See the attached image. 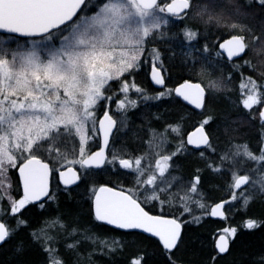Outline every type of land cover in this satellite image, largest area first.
<instances>
[{"label": "snow or ice", "instance_id": "1", "mask_svg": "<svg viewBox=\"0 0 264 264\" xmlns=\"http://www.w3.org/2000/svg\"><path fill=\"white\" fill-rule=\"evenodd\" d=\"M262 14L264 0H0V248L22 229H28L30 239L18 242L16 255L23 256L36 245L44 254L42 264H85V260L93 264L91 257L97 248L104 253L124 247L118 239L101 237L81 226L70 211L45 218L37 228L29 227L23 211L32 204L44 209L48 201L57 200L50 190V177L57 173L70 199L71 187L93 175L92 170L114 166L134 173L132 188L100 185L88 189L92 217L114 229L140 230L156 238L168 264H177L175 253L183 244L182 228L187 221L152 214L146 205L159 206L163 212L165 206L171 208L174 200H179L181 216L192 214L191 205H195L213 217L227 219L225 205L238 202L236 210L246 212L257 194L264 195V80L257 81L240 69L247 66L255 71L252 61L243 59L249 53L264 64L260 59L264 57ZM249 19L257 20L259 32L246 23ZM173 20L183 25L178 34L169 30ZM189 20L225 28L230 35L212 54L213 47L207 42L197 47L201 32L189 25ZM171 39L183 40L188 49L183 52L184 63L199 61L202 71L226 55L240 73V104L249 121H258V152L247 143L232 144L219 154L220 163L216 164L204 150L199 151L209 170L227 171L230 176L229 199L215 204L210 212L198 187L202 169H196L182 196L173 195L181 178L172 171L176 169L174 158L184 154L189 145L217 152L206 130L216 119L214 115L203 116L186 139L179 121L168 124L162 132L148 129L149 139L144 144L152 152L132 156L114 147L116 133L128 127L129 110L141 101L174 94L204 112L210 109L207 98L224 90L219 79L185 80L175 89L167 88L162 52L156 44ZM193 52H202L205 58ZM236 58L242 63L235 62ZM142 64L150 65L151 80L164 88L154 97L131 76ZM208 75L212 76L210 70ZM227 79L231 81V73ZM130 91L139 98H131ZM98 105L103 107L102 118L96 114ZM224 131L228 132L227 125ZM169 132L178 140L174 150L164 151L162 146L171 143ZM98 133H102V140ZM92 143L98 150H92ZM246 163L252 166L246 167ZM11 169L18 171L22 184L18 199L10 191ZM5 200L7 209L3 207ZM199 220L193 215L191 222ZM262 226L264 220L249 217L237 227L221 229L213 262L230 251L240 229ZM85 243L93 245L87 257L80 250ZM61 245L72 257L70 262L60 252ZM129 264H146L145 255H136ZM254 264H264V254L254 258Z\"/></svg>", "mask_w": 264, "mask_h": 264}, {"label": "trees", "instance_id": "2", "mask_svg": "<svg viewBox=\"0 0 264 264\" xmlns=\"http://www.w3.org/2000/svg\"><path fill=\"white\" fill-rule=\"evenodd\" d=\"M246 23L252 26L256 32L260 31L257 20L249 19ZM189 25L201 32V36L196 42L197 47L207 42L213 47L212 54L218 50L217 43L222 38L230 35L225 28H217L214 25L206 26L198 21ZM181 27H183L182 24L170 25L169 30L178 34ZM156 46L162 52L164 68L166 69L164 73L165 86L167 88L173 89L175 85L184 80L207 82L209 79H219L223 81L224 90L220 93H213L207 98L210 109L204 112L192 109L174 95L160 100L141 101L136 109L129 110L128 127L116 133L114 147L124 149L125 152L122 154L138 156L148 150V146L144 144V141L149 139L148 129L154 128L157 132H162L168 124H175L179 121L182 136L185 139L186 134L198 125L203 116L214 115L216 119L206 126V130L210 133V140H212L217 152L213 153L203 148L194 149L187 146V151L184 154L174 158L176 169L172 171V175L181 178L178 186L172 191L175 195L177 193L181 195L187 189L194 175L197 174L196 169H202L200 173L201 184L198 187L204 194L203 201L207 204V211H209L213 203L229 199L230 189L227 188V184L230 182V176L227 171L214 173L209 170L205 161L199 157V151L204 150L206 157L216 164L220 163L219 154L229 150L232 144L247 143L254 152H258L260 147L259 133L256 131L258 121L248 120V112L240 104V90L238 87L241 79L240 73L236 71L233 63H230L224 55L215 59L214 67L209 69L212 72L210 77L208 75L209 70H201L199 61L195 64L191 62L184 63L183 52L188 49L183 40L171 39L166 43L158 42ZM193 55L201 57L202 60L205 58L202 52H193ZM243 59H250L255 66V71L244 66L240 69V72L255 77L257 81L264 80V64L257 62V56L249 53ZM260 59H264V57ZM235 62L242 63V60L239 58ZM148 70V64H142L140 69L132 73L131 76L134 77L138 86L144 88L148 95L154 97L164 88L156 89L151 85L148 79ZM229 73L232 74L231 81L227 79ZM225 116H227V120L224 119ZM156 117H159V119H156ZM225 125L228 127L227 133L224 131ZM167 138L171 143L163 145L164 151L174 150L178 138L171 132L167 134ZM96 148V145L92 143V150ZM245 166L251 167L252 165L246 163ZM224 167L228 168L229 166L225 164ZM77 168L79 169V166ZM92 171L94 174L80 182L79 186L74 185L71 187V199L65 193L64 186L58 181L57 174H54L51 177V190L55 192L57 200L55 202L48 201L44 209L38 208L35 204L28 205L23 211V216L29 221V227L37 228L45 218L55 217L58 213L70 211L72 215L79 218L81 226L86 225L97 235L109 239L115 238L124 244L123 248H118L115 252L101 253L97 248V252L91 257L93 264H129L130 259L141 253L145 255L146 264H168L156 238L136 231L116 230L103 223L96 222L92 217L88 189L103 184L115 188H132L135 186V174L114 166ZM9 176L12 183L10 191L18 199L22 194L15 169L10 170ZM177 202L178 200H174L175 204L172 209L165 206L163 212L150 204L145 206L154 214L177 216L180 220L187 221L182 229L183 244L175 253L177 264H254V258L264 254V226H262L255 230L240 229L235 240L230 244V251L219 256L215 262L212 260V257L216 255L214 240L219 230L224 227H237L249 217L264 220V195L257 194L256 199L246 212L236 210L239 208L238 202L233 205H225L224 211L227 219L222 220L209 218L205 210H201L195 205H191L193 208L192 214L185 213L181 216ZM3 207L8 208L7 200L3 202ZM230 208L232 211H229ZM193 215L199 216L200 220L195 223L191 222ZM11 220L14 221V218H11ZM29 239L28 229H22L14 239L0 248V264H42L44 254L36 245H32L23 256L16 255L14 249L18 242L23 240L27 243ZM92 247L93 245L85 243L80 250L87 257V253L91 252ZM60 252L69 262L72 260V257L64 252L62 245ZM85 264H87L86 260Z\"/></svg>", "mask_w": 264, "mask_h": 264}, {"label": "water", "instance_id": "3", "mask_svg": "<svg viewBox=\"0 0 264 264\" xmlns=\"http://www.w3.org/2000/svg\"><path fill=\"white\" fill-rule=\"evenodd\" d=\"M228 38V37H227ZM227 38H225V39H227ZM223 41V40H222ZM221 41V42H222ZM225 57H226V55H224ZM227 59V58H226ZM236 59H239V58H236ZM235 59V60H236ZM148 79H149V82L151 83V85L154 87V88H156V89H161V88H163L162 86H160V85H156L152 80H151V78H150V68H149V71H148ZM185 81V80H184ZM184 81H182V82H180V83H178L177 85H175L174 86V88L173 89H175L176 87H178L181 83H183ZM190 81H192V80H190ZM192 82H197V81H192ZM203 86V85H202ZM174 95V94H173ZM175 96V95H174ZM176 97V96H175ZM178 99H180L183 103H185L186 105H188L189 107H191L192 109H194V110H196V111H200L199 109H195L194 108V106L193 105H190V104H188L186 101H184L182 98H180V97H177ZM103 114V113H102ZM102 114L100 115V117L99 118H102ZM197 126V125H196ZM195 126V127H196ZM195 127L192 129V130H190L188 133H190L191 131H193L194 129H195ZM187 133V134H188ZM187 134H186V136H185V139H186V137H187ZM98 135V138L99 139H101L102 140V133H98L97 134ZM189 147H192L191 145H189ZM193 148V147H192ZM195 149V148H194ZM95 150H98L97 148L96 149H94L93 151H95ZM77 168V167H76ZM78 169V168H77ZM15 174H16V177H17V180H18V184H19V188H20V191H21V194H22V184H21V181H20V178H19V173H18V171L15 169ZM52 177V176H51ZM51 177H50V190H51ZM57 178H58V181L60 182V179H59V175H58V173H57ZM61 184V183H60ZM63 185V184H62ZM103 185H105V184H103ZM64 186V185H63ZM107 186H109V185H107ZM110 187H112V186H110ZM115 188V187H114ZM222 201H224V200H220V201H218V202H216V203H213L211 206H210V209H211V207H213V206H215V204H217V203H220V202H222ZM210 209H209V212H210ZM152 214H154V213H152ZM155 215H160V214H155ZM165 216H167V215H165ZM208 216H209V218H211V219H214V220H222L219 216H216V217H213V216H211V215H209L208 214ZM168 217H173V216H168ZM111 227V226H110ZM183 229V228H182ZM116 230H118V229H116ZM121 231H124V230H121ZM130 231H136V232H140V233H142V234H144V235H147V236H149V237H151L149 234H146V233H143L142 231H140V230H130ZM220 234V233H219ZM219 234H217V236L215 237V240H214V244H215V241H216V239L218 238V236H219ZM152 238H154V237H152ZM215 248V247H214Z\"/></svg>", "mask_w": 264, "mask_h": 264}, {"label": "rangeland", "instance_id": "4", "mask_svg": "<svg viewBox=\"0 0 264 264\" xmlns=\"http://www.w3.org/2000/svg\"><path fill=\"white\" fill-rule=\"evenodd\" d=\"M241 3H242V2H241ZM194 22H197V21H192V20L187 21L188 24H191V23H194ZM175 24H180V22L173 20L171 25H175ZM148 67H150V65H148ZM239 94H240V91H239ZM129 96H130L131 98H133V99H138V98H139V94H136V93H134V92H132V91H130ZM121 98H122V95H121ZM240 99H241V96H240ZM112 108H113V109L115 108V102H114V101L112 102ZM246 111H247V110H246ZM102 113H103V107L100 106V105H98L97 110H96L97 117L99 118L100 115H101ZM116 115L118 116L119 113H116ZM118 127H119V124H118ZM116 149H117V147H116ZM162 149L164 150V146H162ZM147 151H148V152H152L153 150L148 148ZM69 158H71V157H69ZM150 159H154V157H150ZM61 163H62V162H61ZM77 166H78V165H77ZM77 166H75V167H77ZM56 167L59 168V167H60V164H56ZM183 194H184V193H183ZM183 194H181V196H182ZM173 195H175V193H173ZM174 204H175V203H174ZM180 204H181V201L178 200V202H177V206L180 207ZM173 206H174V205H173ZM157 208L160 210V207H159V206H157ZM167 208H169V207L167 206ZM172 208H173V207H171V208H169V209H172ZM209 209H210V208H209ZM208 212H209V211H208ZM219 233H220V230H219ZM219 233H218V234H219ZM216 236H217V235H216Z\"/></svg>", "mask_w": 264, "mask_h": 264}, {"label": "flooded vegetation", "instance_id": "5", "mask_svg": "<svg viewBox=\"0 0 264 264\" xmlns=\"http://www.w3.org/2000/svg\"><path fill=\"white\" fill-rule=\"evenodd\" d=\"M227 37H229V36H226V37H224V38H222L219 42H221L222 40H224L225 38H227ZM218 42V43H219ZM218 43H217V49H218ZM237 60V59H236ZM150 68V67H149ZM149 71V70H148ZM151 206H153L152 204H150ZM157 207V206H156ZM155 214H158V213H155Z\"/></svg>", "mask_w": 264, "mask_h": 264}]
</instances>
